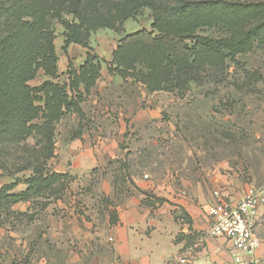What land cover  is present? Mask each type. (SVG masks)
I'll return each instance as SVG.
<instances>
[{"label":"rangeland","instance_id":"374dc122","mask_svg":"<svg viewBox=\"0 0 264 264\" xmlns=\"http://www.w3.org/2000/svg\"><path fill=\"white\" fill-rule=\"evenodd\" d=\"M73 1L60 0L61 12L65 19L77 21L70 12ZM78 2L84 10L112 15L115 4L122 1ZM152 20V10L143 7L120 27L117 23L118 30L93 31L88 48L71 44L66 52L65 28L53 20L59 56L55 81L68 82L69 60L79 68L88 52L98 55L102 69L81 104L86 118L71 112L56 122L53 145L39 135L0 140V187L28 177L36 165L69 174L51 193L33 194L15 203L22 210L14 208L0 215V234L7 231L2 238L13 231L27 241V253L32 246L29 264L40 258L71 264L65 255L69 247L61 240L71 237L69 245L77 252L80 246L72 236L98 235L101 230L105 251L111 250L109 220L117 217L116 207L125 201L150 209L172 205L180 225L186 221L182 198L196 200L201 195L208 199L215 190L228 191L229 185L245 192L264 183V48L225 65H199L174 74L175 79L187 81L184 92H150L134 79L112 75L107 62L122 36L151 30ZM202 33L226 35L216 29ZM49 78L40 70L30 83L39 85ZM26 189L21 182L13 192ZM257 231L264 240V211ZM181 258L170 257L162 264H187Z\"/></svg>","mask_w":264,"mask_h":264},{"label":"trees","instance_id":"16d2710c","mask_svg":"<svg viewBox=\"0 0 264 264\" xmlns=\"http://www.w3.org/2000/svg\"><path fill=\"white\" fill-rule=\"evenodd\" d=\"M121 1L115 4L112 15H106L84 10L74 0L70 12L77 21L63 17L60 0L0 3V140L39 135L53 145L56 122L71 112L86 118L81 104L101 76L102 60L90 52L79 68L69 60L65 72L68 82H56L59 56L54 19L65 28L66 52L71 44L88 48L93 31L118 30L117 23L120 27L143 7L151 9V30L143 28L122 36L107 62L112 75L134 79L150 92H184L187 81L175 79L174 74L199 65H225L228 60L235 62L239 55L264 48V1ZM215 29L226 35L202 33ZM40 70L50 78L31 85ZM68 178V173L34 166L28 177L0 187V215L14 212L15 203L33 194L51 193ZM21 182L27 189L13 192ZM113 217L115 223L117 217ZM31 250L32 246L22 264L29 263Z\"/></svg>","mask_w":264,"mask_h":264},{"label":"crops","instance_id":"0c3cea01","mask_svg":"<svg viewBox=\"0 0 264 264\" xmlns=\"http://www.w3.org/2000/svg\"><path fill=\"white\" fill-rule=\"evenodd\" d=\"M199 190L194 194L195 198L200 193ZM243 190L240 186L229 185L225 194L238 199L245 194L246 191ZM199 196L198 199L189 201L182 198L180 205L184 207L186 221L183 220L180 225L175 221L172 205L164 204L162 207L150 209L144 208L140 202L125 201L116 207L117 221L114 223L112 219L109 220L114 248L105 251L107 243L102 236L103 230L98 231V235H78L77 238L72 236L80 246V251L77 252L69 245L71 237H67L65 241L61 240L63 245L69 247L65 250L66 258L71 264H162L167 258L180 256L185 257L187 264H233L230 242L208 232V208L213 202V194L208 199L206 196ZM204 201L205 204H202ZM263 207L260 209L258 221L264 211ZM13 208L22 210L19 203ZM1 232L0 264H22L27 255V241L13 231L6 238H2L7 231ZM175 238L179 240L175 242ZM260 252L264 254L263 246ZM240 254L245 257L244 253ZM50 258L56 257L50 254ZM36 260V264H61L47 258Z\"/></svg>","mask_w":264,"mask_h":264},{"label":"built area","instance_id":"2783aa9c","mask_svg":"<svg viewBox=\"0 0 264 264\" xmlns=\"http://www.w3.org/2000/svg\"><path fill=\"white\" fill-rule=\"evenodd\" d=\"M145 177L147 178L148 174ZM262 206L264 183L249 187L238 199L227 196L222 190L213 192V202L208 208V232L214 237H224L230 242L233 264H264V254L260 252L263 240L257 231ZM110 240H113V237H110ZM240 253H244L245 257ZM180 261L185 260L181 258Z\"/></svg>","mask_w":264,"mask_h":264}]
</instances>
